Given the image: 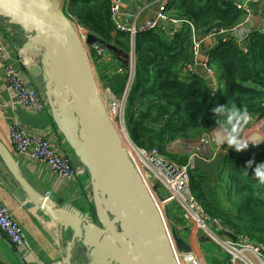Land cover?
Here are the masks:
<instances>
[{
    "label": "trees",
    "instance_id": "1",
    "mask_svg": "<svg viewBox=\"0 0 264 264\" xmlns=\"http://www.w3.org/2000/svg\"><path fill=\"white\" fill-rule=\"evenodd\" d=\"M64 9L71 20L95 35L102 45L112 44L124 56L134 46L137 65L126 118L137 146L158 148L185 164L188 156L165 151L168 142L196 140L216 127L230 129L227 109L236 108L264 118V33L252 34L248 52L233 39L221 41L209 52V65L224 82L223 88L212 94L207 80L199 75H193L190 81L182 80L183 69L195 59L189 29L184 28L173 37L168 32L169 25L165 29L162 24L156 30L140 33L133 45L128 34L113 35L111 0H68ZM166 13L193 20L200 36L214 28L232 29L244 19L243 12L231 0H172ZM115 86L119 93L123 77ZM228 152L217 171V182L201 171H191L193 194L206 212L251 239L264 242V184L256 176L257 167L264 163V141L242 150L232 145ZM224 201H230L227 211L232 212L234 207V215H223L227 209Z\"/></svg>",
    "mask_w": 264,
    "mask_h": 264
},
{
    "label": "water",
    "instance_id": "2",
    "mask_svg": "<svg viewBox=\"0 0 264 264\" xmlns=\"http://www.w3.org/2000/svg\"><path fill=\"white\" fill-rule=\"evenodd\" d=\"M66 1L0 0V16L19 26L35 50L39 54L42 51V67L36 65L29 72L34 79L42 75L47 95L52 102L57 101L51 104L54 123L91 176L92 209L54 207L46 200L42 204L58 224L62 238L65 233V262L73 264L74 250L80 246L92 264H177L163 215L101 96L77 24L65 12ZM130 2L123 0L124 6ZM87 41L98 39L89 34ZM197 67L204 69L201 64ZM204 76L209 78L206 73ZM63 95L69 102H60ZM228 154L219 152L210 161L196 156L193 169L216 182L217 171ZM0 157V182L24 199L20 189L30 186L1 141ZM173 235L180 250H191L178 229ZM15 252L23 264H36Z\"/></svg>",
    "mask_w": 264,
    "mask_h": 264
},
{
    "label": "built area",
    "instance_id": "3",
    "mask_svg": "<svg viewBox=\"0 0 264 264\" xmlns=\"http://www.w3.org/2000/svg\"><path fill=\"white\" fill-rule=\"evenodd\" d=\"M131 1L143 3V10L149 9L155 5H158L159 9L156 16L146 21L144 24L127 26V24L123 23L120 19L123 13V0H111V20L113 21L115 32H124L128 34L130 40L134 42L140 33L156 30L160 28L162 24L165 25V29L167 28L166 24L169 25L170 30L168 32L173 37L182 29H189L193 36L195 59L193 64L186 66L187 71L192 72L201 64L204 68V72L208 76L215 75L214 70L209 65L208 55L203 62L199 60L201 45L203 40L207 39V37L212 38L221 35L224 42L233 39L241 49L245 52L249 51L248 42L253 33L250 30H244V25L251 17L252 10L250 6L252 2L257 0H231L234 6L243 12V21L234 28L228 30L214 28L205 36H200L198 34V27L193 20L170 17L166 13L172 0ZM261 19L264 24V8L261 12ZM77 27L78 33L85 44L87 53L94 66V70L97 72V61L100 62V60L104 58L108 50L107 47L110 48V45H102L99 41L88 43L87 38L90 32L86 31L78 24ZM232 33H236V36L234 37ZM262 33L264 32L262 31ZM17 52L18 55L15 54L14 57L19 65L10 61H4L7 48L4 46L3 37L0 35V58L4 61L5 84L14 93L17 104L37 113L50 111L52 109L51 104H56L57 101L52 102L51 99L45 97L43 91H39L29 72V68L39 65L40 54L29 41L20 43L17 46ZM130 64V78L128 79L125 93L127 96H129L132 90L136 74V53L131 54ZM125 72L126 68L122 61L113 69L114 75H122ZM100 92L114 120L112 107H117L118 105H113L112 101L108 103L105 99L106 96L109 94L113 95V93L107 87L102 89L101 85ZM60 102H69V99L67 96L63 95ZM249 117H252L258 122L256 131L260 132L263 126L259 122H263L264 118H258L254 114H249ZM241 124L242 129L240 130L239 138L243 142L244 140L241 134L244 135L243 127L246 124L243 121H241ZM229 130L231 132L232 125ZM9 131L16 152L21 157L46 163L51 172L57 177L72 179L87 171L81 164L75 165V159L73 158L74 154L72 152V155L69 151L70 147L66 143L64 137L61 139L56 133H38L19 120L10 123ZM211 133L212 131L196 140L176 139L166 144L165 151L167 153L188 156V161L185 164L170 158L158 148L147 150L137 146L135 143H133L135 150H132L130 154L137 169L142 175L144 183L151 191L153 197L157 199L158 208L163 218L165 216L168 222V226H166L167 235L171 241L174 250V258L177 264H203L199 254L192 250V243L195 241L196 236L194 233L189 234V227L192 224L202 232L207 243L218 245L220 249H222V254L216 252V257L219 256V263L216 262V264H264V242L255 241L251 239L249 235L238 231L230 224L211 217L193 194L191 187V171L193 170L194 158L197 156L210 161L219 152H223L224 149L227 151L231 146L228 144L227 138L223 144L218 145L215 141L216 137ZM173 203L176 204V209L171 210L169 206ZM176 221L185 224L184 227L186 232H182L181 229L176 226ZM172 227H174V229H172ZM175 229H178L179 236L190 244V251L187 252L178 248L173 235V230ZM0 230L6 234L11 244H13L19 252L22 253L27 249L22 224L15 217L10 208L1 201ZM185 235H187V238H185ZM213 260H215V255L212 256V261ZM62 264L67 263L63 262ZM109 264L117 263L111 262Z\"/></svg>",
    "mask_w": 264,
    "mask_h": 264
},
{
    "label": "crops",
    "instance_id": "4",
    "mask_svg": "<svg viewBox=\"0 0 264 264\" xmlns=\"http://www.w3.org/2000/svg\"><path fill=\"white\" fill-rule=\"evenodd\" d=\"M142 7L143 3L134 1H131L126 6L123 5V13L120 17L121 21L127 24V26H133L134 24L142 25L146 21L153 19L159 9L158 5L145 10H143ZM250 7L252 14L248 21L245 22L244 30H250L252 33L264 32V24L261 19L264 0L253 1ZM0 35L3 37L4 46L7 48L4 61H10L19 65L14 56L15 54L18 55L17 46L20 43L28 41L26 32L19 26L11 24L8 19L0 16ZM113 35H116L115 31ZM221 41L224 42L221 35L212 38L207 37V39L203 40L199 53V60L203 62L209 52L222 43ZM131 44L134 45V42L131 41ZM107 48L108 50L104 58H102L100 62L97 61V70L103 78L105 86L109 88L113 94L122 98L126 93L128 79L130 78V57L132 53H135L134 46L130 52H128V54H131L129 56L127 55L128 59H126V61L121 57L124 56V54L120 53L115 46L111 44L110 48ZM40 54L41 58L39 65L42 67V51ZM4 61L0 58V141L11 151L17 160L19 164V174L30 187L27 189H20L22 194L25 195V198L22 199L16 195L12 189L7 188L0 182V201L10 208L23 226L27 249L22 253L20 252L23 254L22 256L30 263L62 264L65 262V233L62 238L58 224L47 214L42 204L46 200L49 205L54 207L71 205L83 211L90 210L92 208L91 176L88 171H86L84 174L77 175L72 179L60 178L51 172L46 163L28 160L27 158L25 159L16 152L9 131V125L12 121L19 120L38 133H56L61 139L63 135L54 123L51 110L45 113H37L17 104L14 93L7 87L4 81ZM121 61L124 67H128V69L122 75H114L113 69L118 63H121ZM204 73V70L198 67L192 72L187 71L185 67L182 71L184 75L182 80L190 81L193 79V75H199L206 79L209 86L212 87L210 88L212 94L223 88L224 82L220 80L218 75H210L209 78H207L204 76ZM122 77L123 87L118 93L114 88L118 82L121 83ZM33 80L39 91H43L45 97L50 99L47 95L42 75L39 74V76L35 79L33 78ZM259 123L263 126L260 132L256 131L258 122L252 117H250L243 127L244 135L241 134V137L244 140L243 142L248 146H257L264 141V120ZM211 131V134L215 137L218 133L220 134L222 137V144L225 142L226 136L230 133L229 129L222 127H216ZM231 149L232 145L227 149V152ZM69 151L72 154L70 148ZM223 151H225V149ZM73 158L75 159V165H79L80 163L74 155ZM255 161L259 163L257 159ZM14 182L19 184L16 180H14ZM0 235V264H23L15 252L18 250L11 244L6 234L0 230ZM214 246V244L207 243L206 241L201 242L195 238V241L192 243V250L197 254L199 251L201 256L206 258L205 252H214ZM196 247L199 249H196ZM213 252L211 256L215 255V260L208 264H214V262L216 264L219 260ZM85 254L86 253L81 247L77 246L73 254V263L90 264L91 262L86 259ZM217 263H219V261Z\"/></svg>",
    "mask_w": 264,
    "mask_h": 264
},
{
    "label": "rangeland",
    "instance_id": "5",
    "mask_svg": "<svg viewBox=\"0 0 264 264\" xmlns=\"http://www.w3.org/2000/svg\"><path fill=\"white\" fill-rule=\"evenodd\" d=\"M130 52V51H129ZM131 54V53H130ZM130 54H127L128 56L130 55ZM127 55H125V56H121L125 61H126V59H128V56ZM91 63H92V61H91ZM126 64H128V63H126ZM93 65V64H92ZM94 67V66H93ZM127 69H128V67L126 68V71H127ZM96 73V75H97V78H98V81H99V83H100V85H101V87H102V89L103 88H105L106 86H105V83L103 82V78L100 76V73L97 71V72H95ZM118 100H119V102H120V105L119 106H117V107H112V115H113V117H114V122H115V124L117 125V127L119 128V130L121 131V134L123 133V135H125L124 137L126 138H124L123 139V141H124V144H125V146H126V148L128 149V151L129 152H132V150H135V147H134V145H133V143H135L134 141H133V139H132V137H131V135H130V133H129V130H128V127H127V118H126V109H127V102H128V99H129V96H127L126 94L125 95H123L122 96V98L121 97H118L116 94H113ZM130 95V94H129ZM121 96V95H120ZM67 98H69V97H67ZM105 99L107 100V102L109 103V99H107V97H105ZM116 108V109H115ZM121 108V109H120ZM116 113V114H115ZM122 130H123V132H122ZM125 132H126V134H125ZM128 134V135H127ZM128 139V140H127ZM133 147V148H132ZM224 178H226L225 176H224ZM217 182V181H216ZM222 191V190H221ZM225 197L227 198L228 196L227 195H225ZM223 205H224V208H227L226 209V211L223 213V215H225V216H229L228 215V213H232L233 212V215L235 214L234 213V207L233 208H231L230 210L232 211V212H229V211H227L228 210V206H231V203H230V201H224V203H223ZM169 208L171 209V210H173V209H176V204H171L170 206H169ZM204 208V207H203ZM171 213H172V211H171ZM211 217H213V218H215V219H218V220H221V221H224L222 218H218V217H216V216H212L211 214H209ZM225 222V221H224ZM175 224H176V226L177 227H179L180 229H181V231L182 232H186L185 231V227H184V225L185 224H182L180 221H176L175 222ZM167 226H168V222H167ZM172 229H174V227H172ZM191 233H194V235H196V237L195 238H197V240H199V241H206L205 239H204V237H203V234H202V232H200L199 230H198V228L196 227V226H194L193 224L189 227V234H191ZM185 238H187V235H185ZM196 249H199V248H197L196 247ZM214 254H217V253H219V254H222L223 253V251H222V249H220V247L218 246V245H215L214 246ZM212 252H205V257L206 258H203L202 256H201V254H200V252L198 251V254H199V256H200V259H201V261L203 262V264H208V263H210L211 261H212V256H211V254H212ZM217 252V253H216ZM219 257V256H218ZM86 259L87 260H89L87 257H86ZM80 260H82V259H80ZM74 264V263H73ZM91 264H92V262H91Z\"/></svg>",
    "mask_w": 264,
    "mask_h": 264
},
{
    "label": "clouds",
    "instance_id": "6",
    "mask_svg": "<svg viewBox=\"0 0 264 264\" xmlns=\"http://www.w3.org/2000/svg\"><path fill=\"white\" fill-rule=\"evenodd\" d=\"M228 115H227V120L226 123L232 125V130L228 134V144L229 145H235L237 150H242L244 148H247L248 145L244 142L241 141L239 138V133L240 130L242 129V124L241 121L244 123H247L248 120L250 119L249 114L247 111L241 112L239 109L232 108V109H227ZM215 141L217 144H222V137L218 133ZM249 164H251V161H249ZM256 176H258L259 183L264 184V163H262L260 166L257 167L256 169Z\"/></svg>",
    "mask_w": 264,
    "mask_h": 264
},
{
    "label": "bare ground",
    "instance_id": "7",
    "mask_svg": "<svg viewBox=\"0 0 264 264\" xmlns=\"http://www.w3.org/2000/svg\"><path fill=\"white\" fill-rule=\"evenodd\" d=\"M107 97V99H109L110 101H112V103H113V105H115V106H119V101H118V99L114 96V95H112V94H109L108 96H106ZM121 106V105H120ZM116 109V108H115ZM121 109V108H120ZM116 114V113H115ZM122 132H123V130H122ZM120 133H121V131H120ZM125 134H126V132H125ZM122 135V138L124 139L125 137V135H123V133L121 134ZM128 135V134H127ZM126 139V138H125ZM128 140V139H127ZM152 194V193H151ZM155 201H156V203H157V199H155ZM157 206H159L158 205V203H157ZM163 208V207H162ZM164 221H165V224H166V226H167V221H166V218H165V216H164Z\"/></svg>",
    "mask_w": 264,
    "mask_h": 264
}]
</instances>
